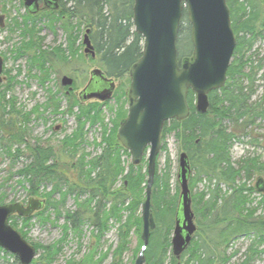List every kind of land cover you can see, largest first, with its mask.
<instances>
[{
    "label": "trees",
    "instance_id": "trees-1",
    "mask_svg": "<svg viewBox=\"0 0 264 264\" xmlns=\"http://www.w3.org/2000/svg\"><path fill=\"white\" fill-rule=\"evenodd\" d=\"M0 1L4 3L3 10H6L4 6L12 0ZM19 1L21 6L22 0ZM133 4V0H59L58 9L43 8L34 14L24 10V13L18 14L21 20L13 17L9 27L10 31L18 29L22 39L20 45L12 50L14 58L25 56L29 60L28 76L33 69L38 70L39 75L33 76L44 85L51 68L82 57L79 37L84 30V33L88 31L87 35L94 48L93 61L97 68L107 78L121 80L127 77L131 64L141 57L143 48L142 36L135 33L132 23ZM226 4L236 45L227 69L225 85L208 93L209 108L205 113L197 112L195 95L189 89L186 94L189 106L187 118L166 121L160 136L163 143L161 151L166 150L165 138L172 136L179 143L182 152L186 153L190 171L194 173L188 182L196 231L180 258L175 257L171 252L170 241L178 207L179 183L176 176L174 178L177 173L172 172L169 155L167 154L162 168L156 158L151 188L155 228L142 250L144 264H251L264 251L260 247L264 244V213L257 214V207H251L249 195L255 189L254 186H247L244 181L250 180L254 174L264 177V161L256 156L243 157L235 162L230 158L231 144L237 138L236 135L252 124L254 118L264 115V107L260 109L261 105L250 102L254 94V80L261 64L259 61L255 63L249 53L255 41L259 37L264 38V0H226ZM182 10L176 39L179 62L192 54L191 27L186 7ZM41 17L47 19V26L52 30L55 24L60 26L66 37V48H61V44L51 51L41 48L42 38L35 35L34 28ZM184 22L187 27L186 32L182 33L180 31ZM184 37L188 38L190 48L183 54L179 51V44ZM15 77L16 74L8 76L3 89L0 85V131L6 135L5 138L0 137V149L5 156L24 158L16 176L17 184L28 197H45L40 187L52 184L53 191L45 197L47 200L43 208L53 209L55 220L60 216L64 220L61 238L52 245L42 246L40 257L33 259L30 264H53L56 256L61 253L68 231L77 230L79 235L80 227L86 221L91 226L96 247L89 246V252L83 257L67 262L99 264L108 253L103 252L99 247L100 243L110 229L111 221H114L118 241L114 247L112 244L108 245L107 251L113 247L110 264H122L129 233L133 229L139 230V216L135 214L147 184L146 162L141 159L135 166L124 161L122 157L129 156V152L116 138L117 128L128 111L124 89L119 85L115 87V106L109 108L112 116L108 123L104 121L101 110V106L108 104L107 101L82 104V101H77L72 95H64L69 101L65 112L72 113V107H78V112L75 113L77 126L61 141L60 148L55 150L51 145H43L40 138H34L32 143L28 142L26 123L29 114H38L40 107L45 110L50 108L51 112L58 114L60 98L52 92L47 102L36 103L30 112L21 115V121H16L8 115L11 112L19 113L14 109L13 98H4L5 92L11 90ZM127 80L129 83L128 77ZM37 117L42 116L39 114ZM225 121L233 124L231 130L224 125ZM87 123L100 125V142L94 143L100 150L92 158L82 153L75 159L78 149L85 150L87 141L84 126ZM15 145L17 148L12 152V146ZM60 154H66L71 161H60ZM201 180L207 182L204 188L199 194L193 193L192 188ZM172 183L174 192L170 193ZM56 191L60 194L57 201L50 196ZM83 195L86 198L81 200ZM261 195V203H264V196ZM67 196L75 198L76 209H64L61 213L59 206H63ZM4 199V194L0 193V204L5 203ZM51 200L53 202L50 203ZM43 211L46 210L41 209L34 216L40 217L39 214ZM18 218L23 223L29 222L32 216ZM9 221L14 225L17 223V216L10 217ZM19 232L26 238V232ZM250 234L253 239L243 252L244 256L237 262H231L236 252L227 253L231 241ZM0 252L6 254L1 247ZM11 264L20 263L14 257Z\"/></svg>",
    "mask_w": 264,
    "mask_h": 264
},
{
    "label": "water",
    "instance_id": "water-1",
    "mask_svg": "<svg viewBox=\"0 0 264 264\" xmlns=\"http://www.w3.org/2000/svg\"><path fill=\"white\" fill-rule=\"evenodd\" d=\"M30 14L44 8L59 7L58 0H22ZM132 7L135 33L142 36L141 57L131 64L128 76L127 114L117 128V141L128 150L131 163L137 165L146 152L147 185L145 199L141 203V237L147 244L155 228L151 210V188L155 175L156 158L160 152L161 132L164 123L171 119L183 120L189 114L187 92L190 89L195 98L197 112L205 113L209 108L208 93L225 85L227 69L236 45L229 19L226 0H133ZM187 10L190 24L192 54L178 61L176 39L183 8ZM0 25L2 18L0 16ZM87 32L83 35L84 53L94 57ZM3 61L0 57V82ZM61 84L72 88L73 79L61 76ZM114 78H107L100 68L90 71L89 81L79 93L80 101L90 99L99 102L110 100L114 91ZM176 180L179 183L178 207L175 212L171 233L172 254L180 255L188 247L196 231L189 189L190 166L185 152L178 155ZM254 188L264 194V178L258 176ZM26 205L19 203L0 204V247L14 254L20 264H30L36 255L34 245L28 243L9 222V217H30L40 211L44 199L30 196ZM142 251L133 264H144Z\"/></svg>",
    "mask_w": 264,
    "mask_h": 264
},
{
    "label": "rangeland",
    "instance_id": "rangeland-1",
    "mask_svg": "<svg viewBox=\"0 0 264 264\" xmlns=\"http://www.w3.org/2000/svg\"><path fill=\"white\" fill-rule=\"evenodd\" d=\"M19 2V0H12L10 1V3H7L4 6L6 10H3L2 5L4 3L0 1V16L2 18V25H0V57L3 61V69L1 74L3 80L2 82H0L1 89H3V86L8 81V76L12 77L16 74L14 83L11 86V90L6 91L4 97L5 99L13 98V103L15 104L14 109L15 111L18 110L19 113L11 112V114L8 115L13 117L16 121H21V115L30 112L31 109L36 105V103L42 104L44 102H47L48 96L52 92L56 93V96L60 98V107L57 110V112L59 113L55 114L51 112L50 108H47L45 110L40 107L38 109V114H29L28 122L26 123V135L28 142L32 143L34 141V138H40L43 145H51L55 148V150H58L61 146V141L65 139L66 136H68L77 126L75 113L78 112V107L76 105L73 106L71 109L72 113L65 112L69 101L68 99H66V97L63 96L66 95L68 97L72 95L78 101L79 91H81L83 86L89 80L88 78L90 75V71L94 68H97V65L93 61L94 57H92L90 53H84L85 47L83 45V35L85 33L83 30L79 37L81 42L80 52L82 53V57L71 59L69 63H62V65L60 64L59 66H55V68H51L48 79L46 80V83L44 85H41L38 78L36 76H33L35 74L39 75L38 70L33 69L32 74L30 73V75L28 76L29 60H27L25 56L14 58L13 53V49H15L16 46L20 45V42L22 41L20 37V31L18 29L10 31L9 29L13 17L21 20V18L18 17V14L21 15V13H24V10H26L25 6H20ZM47 24V19L44 17L39 18L35 23V35L42 38L41 48L43 50L45 49L46 51H51L58 44H61V48H66V37L64 36L60 26H58V24H55V28L54 30H52L47 26ZM186 27L187 24L184 22L180 32H186ZM189 48L190 42H188V38L184 37L179 44V51L184 54L189 50ZM249 53L252 54L255 63L259 61L261 64V68L259 72H257L256 78L254 80V94L251 96L250 102H255L256 104H258V106L261 105L260 109H262L264 107V38L259 37L255 41L253 47L250 49ZM7 72H9V74ZM61 76H69L73 79L72 88L70 92H68V94L67 87L61 84ZM127 77L128 79H130L128 74ZM127 77L122 78L121 80L115 79V87L119 85L120 88L124 89L125 99L128 103L127 91L129 89L128 86L130 81L128 83ZM94 101L97 100L90 99L88 101L82 102V104H89L90 102ZM107 102V105L101 106V110L104 121L108 123V120L112 116L109 108H111V106H115L113 95ZM125 106L127 108V104ZM39 114H41V118L37 117V115ZM224 125L228 128V130H231V128L233 127V124L229 121H225ZM84 133H86L85 139L87 141L85 150L78 149L75 159L82 153L88 154V158H92L95 153L100 150L98 146L94 145V143L99 144L100 142V125H90L89 123H87L84 126ZM236 136L237 138L233 140L230 150V158H232L234 162L238 161L239 159H243V157L253 158V156L259 157L260 160L264 161V115H262V117L254 118L252 124H249L247 127L243 128L242 133H238ZM0 137H6L4 132L0 131ZM165 140L166 150H159L160 152L157 155V161L159 162V167L162 168L166 162L165 159L168 154L170 161H172V172L176 174L178 168V155L180 152H182V149H180L179 143H177L172 136H167ZM162 144L163 143H161V145ZM12 147L13 152L17 147L16 145ZM0 153H2L0 154V193H3L5 196L4 204L20 202L21 204L26 205L28 196L26 195L25 191L21 189L17 184L16 176V172L22 166L24 158L17 157V159H13L12 157H9L7 155L5 156L1 149ZM147 155L148 152H146L142 158L144 162H146V166L148 163ZM68 158L69 157H67L66 154H60V161H71L70 158ZM122 158L124 161L127 160V162H131L130 152L129 156L124 155ZM193 174L194 173L191 171L188 180H190V177H192ZM257 175L258 174H254V176L250 180H244L246 182V185L249 187H253L257 179ZM147 176L148 174L145 177V182L147 181ZM175 176L176 175H174V178ZM240 182L242 183L243 180H240ZM173 183L170 187V193L174 192ZM206 183L207 182L205 180L197 182L194 188H192V192L199 194V191L204 188ZM40 188H42L41 192L42 195H45V197L53 191L52 184H47L46 187ZM50 196L53 200L56 201L60 199V194L57 191L55 193H52ZM45 197H43V199L47 200ZM261 197V192H258L256 189L249 195V199L252 200L251 207H257V214L264 213V203H261ZM39 198L42 197L40 196ZM84 198H86V195H83V197L80 199L83 200ZM74 199L75 198H73V196H67L63 203V206H59V208L62 209V211L60 209V212L62 213L64 209L69 211H73L74 209H76ZM144 199L145 189L143 191L139 209L135 214V216H139V230L136 231L135 229H133L129 233L128 244L126 246L127 250L123 253L121 259L122 264H133L136 256L139 254L140 250H142L140 246L147 245L143 244V240L141 237L142 227L140 214L141 203L144 201ZM53 200H51L50 203L53 202ZM42 210L46 211L41 212V214H39L40 217L34 216V214L38 213V211L30 215V217L32 216V218L31 220H29V222L22 223L19 221V218L17 216V223L13 225L14 228L18 231L22 232L23 230V232H26V238L23 236L24 239L31 245L33 244L36 248V255L33 258L35 260L40 257V254L42 253V246L52 245L54 242H57L61 238L63 232L61 228V225L64 221L62 219V216L55 220L53 209L42 208ZM11 217H16V215H11ZM116 226V223L114 221H111V225L109 227L110 229L106 232L103 241L100 243L99 247L103 250V252L108 253L99 264H110L112 262V249L114 246H116V243L118 241L116 235ZM20 228L22 230H20ZM80 229L81 232L79 235H77V230H74V232H72L73 230L68 231V236L66 240H64L61 253L56 256L53 264H71L69 262L73 260L76 261V259H80L86 253H88L89 251L87 250L89 249V246L93 248L96 247V240H94L91 226L87 221L80 227ZM252 239L253 235L250 234L246 236H239L235 240L231 241V245L228 248L227 253H234V251H236L233 258L231 259V262H237V260L244 256L243 252L247 249V246L250 244V241ZM110 244H112L113 247L109 248V251H107V247ZM260 247L264 248V244ZM6 254H2L0 252V264H11V262L14 261V257H16L14 254H10L8 252H6ZM251 264H264V251H262L261 254H259Z\"/></svg>",
    "mask_w": 264,
    "mask_h": 264
},
{
    "label": "flooded vegetation",
    "instance_id": "flooded-vegetation-1",
    "mask_svg": "<svg viewBox=\"0 0 264 264\" xmlns=\"http://www.w3.org/2000/svg\"><path fill=\"white\" fill-rule=\"evenodd\" d=\"M40 4V3H39ZM40 6V5H39ZM2 80H3V78H2ZM79 93H80V91H79ZM79 93H78V99H79ZM68 94V93H67Z\"/></svg>",
    "mask_w": 264,
    "mask_h": 264
}]
</instances>
